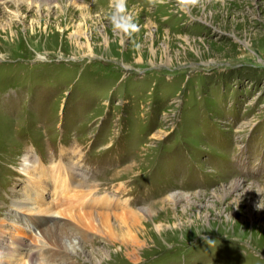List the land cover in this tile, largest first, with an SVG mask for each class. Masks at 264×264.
I'll use <instances>...</instances> for the list:
<instances>
[{"label":"rangeland","instance_id":"rangeland-1","mask_svg":"<svg viewBox=\"0 0 264 264\" xmlns=\"http://www.w3.org/2000/svg\"><path fill=\"white\" fill-rule=\"evenodd\" d=\"M35 1H0V220L28 157L46 264H264V0Z\"/></svg>","mask_w":264,"mask_h":264},{"label":"bare ground","instance_id":"bare-ground-1","mask_svg":"<svg viewBox=\"0 0 264 264\" xmlns=\"http://www.w3.org/2000/svg\"><path fill=\"white\" fill-rule=\"evenodd\" d=\"M41 1L42 0H36L35 3L39 2L40 4ZM71 1L74 4L76 0ZM25 160L29 161V163L24 164L25 176H27L26 181L28 183V188L32 190L34 194L24 195L25 198L12 199L13 203L11 204L12 207L16 210V214L11 219V221H9V219L5 216L1 217L2 220H0V264H46V252L48 253L46 248L48 246H51L48 242L49 232L44 233V231H36V224L37 226L40 225V218L35 219L31 217L30 213L43 214L47 213L51 209L49 207H43V204L46 200L45 194L46 192H48V188H50L49 176L52 172V169H48L45 165L42 164L34 167L28 157H26ZM30 166H33V168H31ZM30 171H32V174H30ZM3 191L4 189L0 187V208L2 210L4 209V205L2 203ZM51 192L53 195H55V198L58 201H64L63 199H61L62 195L64 194L63 190L60 191L55 186H53ZM13 193H16V191H14ZM81 197L82 196L76 195L74 198ZM23 211H27L29 215H25ZM22 219L29 220L32 225L30 223H28L27 225L24 224L22 221H20ZM5 224L9 225V227L6 228ZM29 232L33 234V240L30 243H27L25 238H29ZM63 247L61 251H63ZM57 257V255H53V264H55L54 262L55 260H57Z\"/></svg>","mask_w":264,"mask_h":264}]
</instances>
